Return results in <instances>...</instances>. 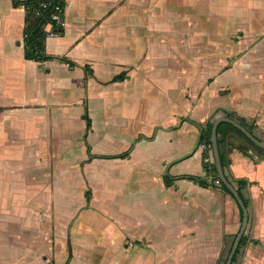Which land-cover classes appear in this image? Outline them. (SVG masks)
I'll use <instances>...</instances> for the list:
<instances>
[{
	"label": "crops",
	"instance_id": "0c3cea01",
	"mask_svg": "<svg viewBox=\"0 0 264 264\" xmlns=\"http://www.w3.org/2000/svg\"><path fill=\"white\" fill-rule=\"evenodd\" d=\"M180 5L201 14L178 10ZM64 20L62 31L46 38L49 57L27 58L26 8L0 0V264H34L37 205H45L40 211L60 226L56 233L67 255L55 264H94L96 250L108 248L117 251L103 264H218L226 240L240 228L239 206L216 181L203 186L179 176L213 177L204 166L213 160L196 146L203 128L226 112L245 118L264 141V85L252 81H263L264 67L236 70L259 60L248 58L243 47L264 37V0H65ZM140 24L154 33L131 29ZM169 27L171 36L190 42V50H173L155 33ZM226 27L244 30L245 38L226 40ZM227 42L234 46L227 48ZM131 50L143 62L141 77ZM120 73L124 77L114 79ZM178 73L191 75L190 81L179 82ZM209 74L215 75L212 81ZM236 74H242L238 88ZM219 76L224 78L214 86ZM226 83L229 99L209 101ZM132 84L151 94L128 102L123 95ZM98 102L106 111L100 129L93 114ZM120 103L135 141L123 152L99 151L95 143L112 138L110 113ZM218 136L224 139L226 173L250 182L242 190L247 239L235 264H264V153L248 148L224 124ZM95 164L126 166L121 182L112 179L117 189L106 200L127 196L123 218L101 208L88 178ZM166 167L176 171L168 175ZM71 170L77 171L68 175ZM155 184L157 190L149 188ZM148 195L153 208L145 205ZM76 198L81 201L71 212L59 207ZM95 216L107 224L98 237L90 226ZM216 247L213 257L209 252Z\"/></svg>",
	"mask_w": 264,
	"mask_h": 264
},
{
	"label": "rangeland",
	"instance_id": "374dc122",
	"mask_svg": "<svg viewBox=\"0 0 264 264\" xmlns=\"http://www.w3.org/2000/svg\"><path fill=\"white\" fill-rule=\"evenodd\" d=\"M178 10L181 11H189V13H197V11L194 10H190L187 9L186 6H181L179 7ZM209 13L210 15H214L215 11L210 10L209 9ZM201 13H197L196 15H199ZM204 15V14H203ZM202 15V16H203ZM216 15V14H215ZM131 20H134V22H138V18L137 16H130ZM257 27H263V25H257ZM236 27H234L232 29V31L228 32L229 27H226V32H225V39L226 40H232V41H237L239 39H243L245 38V31L242 30H238ZM133 31H138V33L143 34L144 32H146V34H150V33H154V31L146 26L143 25H137V27H133L131 28ZM163 31L162 32H155L156 34H161L164 35V38L167 40L168 43H170V45L172 44L173 50L177 49V51H188L190 50V42L186 41V40H182L180 38H176L174 35L171 36V34H173L171 31V28H162ZM217 37H219L221 39L220 36L217 35ZM218 38V39H219ZM217 39V40H218ZM219 39V40H220ZM255 40L252 42L247 43L244 47L243 50H249L247 52V57L248 58H252V59H259L257 62H254L253 65H242L241 63L237 65V69L239 71L242 72H249V71H254L257 68H263L264 67V37L261 38L257 43H255L258 39L254 38ZM163 41V40H162ZM186 41V42H185ZM149 43V42H148ZM227 48L234 46L233 42H227L226 43ZM252 47V48H251ZM158 50V49H156ZM130 55H132V63L133 64H139L138 69L140 71L139 76H143L144 75V70L142 67L143 62L141 63V59L139 57H137L139 55V53L134 52L133 50L129 51ZM195 58L196 54H195ZM190 60V58H188V61ZM233 60L232 56H228L227 57V63L229 65H231V61ZM226 64V65H228ZM196 69V68H195ZM209 70H212V68H210ZM147 71V70H146ZM242 76V74H236L235 76H233V79L235 80L236 84L237 82L240 83L241 78L239 76ZM214 74H209V81H212L215 77ZM190 77L191 75L186 76H182L180 75V73H178V81L181 83L184 82H189L190 81ZM223 76H219L218 79H216L213 84L214 86L219 85L222 80H223ZM228 78V76L226 77ZM243 83H245V79L243 80ZM246 81H250V80H246ZM253 82H255L254 84L257 85L258 83L263 82L264 85V79L263 81H261L260 79L257 80V83L255 81V79H252ZM251 82V83H253ZM197 83V81H196ZM198 84V83H197ZM132 91H126V93L123 95L128 102H131L137 95H141L146 97V93L151 94V92L149 90L146 91L144 89V87H141L142 85L138 84H132ZM231 85L229 83H226V85H223V87L220 88V93L218 94L216 99H211L208 97V100H224V99H229V93L231 92L232 88L230 87ZM240 87L238 84L234 85L233 87L235 88ZM155 90V89H154ZM237 91V90H236ZM155 92V91H154ZM176 92V91H175ZM179 93V91H178ZM188 94V92H186ZM217 94V91L215 92ZM225 94V95H224ZM211 96H214L213 91H211ZM124 100V101H125ZM117 102V100L115 101ZM98 106H96L95 109H93V114L95 115L96 120L98 121V129H100V125L102 123V119L105 118V108H101L100 102L97 103ZM124 114L122 111V103H120V105H115L113 110H111L110 113V120L113 121V134H112V138H110L107 141H101L100 138L97 139V142L95 143L97 150L102 151V152H123L126 149L129 148V146H132L134 143V139L131 138L130 135V129L129 127L126 128V125L124 124ZM78 118L76 117L75 119V123H76V127L79 128L80 124L78 122ZM101 120V123L100 121ZM135 126V125H134ZM133 126V127H134ZM136 127V126H135ZM126 143H128L126 145ZM96 149V148H95ZM169 166V164H168ZM68 170H70V167L67 168ZM127 170L126 166L124 164H115L113 167L111 166H98L95 164V166L93 167L92 172L90 173L88 178L90 181L91 186H93L96 189L97 192V197L99 198V200H102L103 203L101 204V208L103 210H110V212H114L116 214H118L119 216H121L122 218L124 217L122 212H121V206L123 205L124 202L127 203L128 198L126 197H121L119 196L118 198L114 199V202H110V201H106L107 200V192L112 189H117L116 186H114V182L112 181V179H119V181L121 182V180L123 179V176L125 175V171ZM77 170H71V171H66L68 172V175H73L76 173ZM176 171V169H172L167 171V167L165 170V173L168 175L172 174ZM149 188L151 189H155L157 190V186L152 185L149 186ZM82 200H84L83 196ZM146 199H149L148 203H145L146 207H150L153 208L154 207V202H153V198L152 195L151 196H146ZM79 201H81L78 198L76 199H72V201H61L58 202L59 203V207H61L62 211L65 212H71L72 209L74 208V205H76ZM152 202V203H150ZM132 204V203H129ZM36 205V204H35ZM135 205V204H133ZM40 209H46L45 205H42V208L40 205H37V207L35 208V216H34V229H33V237H34V264H55L58 261H64V259L66 258L67 252H64V247L60 246V235L57 234V230L59 229L60 226H57L56 221H54L52 218H48L47 215H44ZM97 210V209H96ZM88 213L89 211L85 210L83 211V213ZM151 222V224L154 225V220L151 219L149 220ZM93 222L94 224H91L90 226L92 227L93 231H95L96 234L95 237L101 236L103 229L107 228V224L102 222L101 219H99V217L95 216L93 218ZM148 224V223H147ZM146 224V226H147ZM145 226V227H146ZM145 229V228H144ZM233 237L229 236L228 239L226 240L224 247H223V257L226 255L231 243H232ZM104 244V243H103ZM63 247V248H62ZM216 250H210V255L215 257V254L219 253V249L220 248H214ZM106 250V249H105ZM91 251V250H89ZM88 251V252H89ZM107 252H101V250H96V252L94 253V256H91V262L94 264H103L104 261H101L102 258H106L107 255L110 253L112 255V253H115L117 251V248H108L106 250ZM64 254V258H61L62 254ZM89 254V253H88ZM60 255V256H59ZM59 256V257H58ZM110 256V255H109ZM61 258V259H60ZM90 258V257H89Z\"/></svg>",
	"mask_w": 264,
	"mask_h": 264
},
{
	"label": "trees",
	"instance_id": "16d2710c",
	"mask_svg": "<svg viewBox=\"0 0 264 264\" xmlns=\"http://www.w3.org/2000/svg\"><path fill=\"white\" fill-rule=\"evenodd\" d=\"M13 2L15 4H23L26 8V25H25V30H24L25 56L27 58H32V59H37V60L47 59L49 57V55L45 51V42H46V38L48 37V31L45 28V24L49 21L50 14L53 12L54 3L59 2L64 8L65 0H13ZM43 2H47L48 6L43 7ZM53 28L60 31V32L62 31V26H59L55 21L53 22ZM124 75H125L124 73L117 74L114 77V79L123 78ZM226 115L235 118L233 116L234 113H232V112H228V113L226 112ZM86 118L88 119V127H90V120L88 117H86ZM235 119H237L241 124H243L245 127H247L251 132H253L254 126L247 123L245 118L239 117V118H235ZM212 124L213 123L211 122L209 125H207L205 128H203V130L200 134V137H199V145L205 144L207 146V149H205V150H207V153L204 155V159H207L210 157L213 161L211 163H208V161L205 160L204 166L209 173H211L213 176H216L217 170H216V165L214 162L213 152H212V148H211V127H212ZM223 124L228 126L232 130V132L235 133L244 142V144H246V146L248 148L250 147L252 150L264 153L263 149L257 147L255 144H253L240 130H238L237 128H235L231 124L221 123L218 127V134L220 133V127ZM218 142H219V146H222L224 139L219 138V136H218ZM123 155H126V154H123ZM221 160H222L223 167L225 169L227 167L228 162L226 160V156H225L224 152H221ZM226 175L230 179V181L233 183V185L236 187L237 191L239 192V194L241 195L243 200L245 201V205L248 206V200L244 199L242 190L244 188H246L250 184V182L246 179H243V178L230 177V175L228 173H226ZM185 177H187L189 179H193L197 183H199L200 185H203V186H209V185L214 186L215 181L218 180L217 186L222 191H224L225 193L231 195V197L233 199H235L233 197V195L230 193V191L228 190V188L219 179L214 178V180L212 182H209L206 180H200L198 176H194V175H181V176H179V178H185ZM166 182H167V184L169 183V176L168 175H166ZM239 209H240V207H239ZM240 214H241L240 215V221H241L242 220L241 209H240ZM236 234H234L233 240H234ZM246 239H247V235L244 234L241 241H240L239 248L237 249V252L233 257L232 264H235L237 262L238 255L240 254L242 244L246 241ZM233 240H232V243H233ZM253 242L258 243L257 240H253ZM232 243H231L226 255L224 257L221 256L218 264H225L227 254H228V252L232 246Z\"/></svg>",
	"mask_w": 264,
	"mask_h": 264
},
{
	"label": "water",
	"instance_id": "95a60500",
	"mask_svg": "<svg viewBox=\"0 0 264 264\" xmlns=\"http://www.w3.org/2000/svg\"><path fill=\"white\" fill-rule=\"evenodd\" d=\"M221 123H228L240 130L253 144H255L257 147L264 150V141L261 140L259 137L255 135L254 132H251L247 127H245L243 124H241L237 119L223 115L215 118L213 121L212 127H211V148L213 152V158L216 165L217 174L216 176L210 177L205 176L201 177L199 179L201 180H211V179H219L223 182V184L228 188L230 193L235 198V201L237 202L238 206L240 207L242 211V220L240 228L233 240L232 246L227 254V258L225 261V264H232V260L234 255L237 252V249L239 248L240 241L245 234V231L248 226L249 222V210L248 207L245 205V201L237 191L236 187L233 185V183L230 181V179L227 177L225 169L222 164L221 160V152H220V146L218 142V127ZM199 146V143L197 144V148Z\"/></svg>",
	"mask_w": 264,
	"mask_h": 264
},
{
	"label": "built area",
	"instance_id": "2783aa9c",
	"mask_svg": "<svg viewBox=\"0 0 264 264\" xmlns=\"http://www.w3.org/2000/svg\"><path fill=\"white\" fill-rule=\"evenodd\" d=\"M47 6H48V3L43 2V7H47ZM54 21L59 26H62V27L65 24L64 8L59 2L54 3L53 12L50 14L49 21L45 24V28L48 31V36L56 35L59 32L58 30L53 28ZM200 146L203 149H207V146L205 144H201ZM216 182L218 183V180H216Z\"/></svg>",
	"mask_w": 264,
	"mask_h": 264
}]
</instances>
